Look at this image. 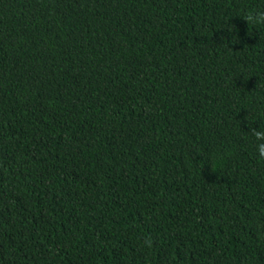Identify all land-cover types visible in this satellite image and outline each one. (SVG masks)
<instances>
[{
	"label": "trees",
	"instance_id": "trees-1",
	"mask_svg": "<svg viewBox=\"0 0 264 264\" xmlns=\"http://www.w3.org/2000/svg\"><path fill=\"white\" fill-rule=\"evenodd\" d=\"M255 12L0 0V264H264Z\"/></svg>",
	"mask_w": 264,
	"mask_h": 264
},
{
	"label": "clouds",
	"instance_id": "clouds-1",
	"mask_svg": "<svg viewBox=\"0 0 264 264\" xmlns=\"http://www.w3.org/2000/svg\"><path fill=\"white\" fill-rule=\"evenodd\" d=\"M246 25H264V12L248 13L242 17ZM225 37L222 36L223 40ZM229 39V36L227 37ZM250 133L255 137L257 142V151L261 158H264V127L252 128Z\"/></svg>",
	"mask_w": 264,
	"mask_h": 264
}]
</instances>
